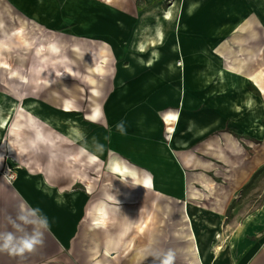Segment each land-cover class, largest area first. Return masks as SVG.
Segmentation results:
<instances>
[{"label": "crops", "instance_id": "crops-1", "mask_svg": "<svg viewBox=\"0 0 264 264\" xmlns=\"http://www.w3.org/2000/svg\"><path fill=\"white\" fill-rule=\"evenodd\" d=\"M105 1L116 5L89 11L91 20L86 10L81 22L105 33L99 43L111 55L105 69L91 66L105 73L91 91L104 97L80 115V129L73 126L79 109L67 99L53 117L40 113L48 110L41 102L24 104L38 113L23 115L31 134L17 124L5 138L9 119L0 114V170L10 158L20 162L16 180L0 175V232L14 231L10 221L25 203L50 224L43 247L24 257L0 253V264H59L67 249L65 264H159L153 253L167 251L173 264H264V202L235 226L226 223L234 197L264 165L262 22L239 16L243 32L234 37L231 1ZM35 46L42 66L65 63L64 71L76 74L60 53ZM234 62L245 75L227 69ZM57 120H69L60 132L47 125ZM89 125H98L91 135ZM106 157L109 173L124 183L114 190L106 184L89 204V187L73 163L88 167ZM109 217L117 227L90 235V223L100 227Z\"/></svg>", "mask_w": 264, "mask_h": 264}, {"label": "rangeland", "instance_id": "rangeland-1", "mask_svg": "<svg viewBox=\"0 0 264 264\" xmlns=\"http://www.w3.org/2000/svg\"><path fill=\"white\" fill-rule=\"evenodd\" d=\"M230 1L233 4L234 29L228 36L235 37L242 34L243 31L240 26L243 20L238 21L239 16H243L244 21L246 19H258L262 22L259 27H264V0H200V3L211 2V4L215 3L216 6H224ZM118 2L124 6L143 5L142 0H132L131 2L120 0ZM170 2L171 0H169ZM104 5L110 8L114 7L116 3L106 2L105 0H0V24L3 25L0 26L1 38L7 33L21 29L27 38L35 42L37 49L40 47L41 52L46 51L47 44L54 43L59 47L61 57L66 58V64H70L69 66L76 71V74L69 75L62 66L65 63H58L55 67H52V65L42 66L38 56L33 54L34 50H30L32 47L28 50L24 49L25 53H22L14 44L4 48L0 53V60L9 64L7 70L0 68V114L6 115L9 119L8 129L4 131L5 138L8 137V134H13L11 131L13 124L22 125L23 122L26 123L23 115L26 118L34 112L35 116L38 117L36 111L24 110L22 108L24 104L41 102L47 106L48 110H41L40 113L53 117V114H58V107L61 103L66 99L71 100L75 107L79 109L78 112H75L78 117H73V126L80 129L82 117L80 115L90 112L93 105L98 102V98L102 99L104 97V94L96 97L91 91L98 85V82L101 83L100 85L103 84L104 77L102 75L105 73H95L92 71L94 68H91V66L101 63L103 69H105L106 63L108 64L106 55H111V47L109 46L108 51L105 46L100 44L102 41L104 42L105 33L81 28L82 20H88L87 15L83 13L86 10H88V13L89 11H96L98 7ZM91 15L93 14L89 13L88 15L90 20ZM218 16L223 15L219 14ZM92 21L96 20L93 19ZM255 29L258 32L257 26H255ZM262 32L264 34V31ZM76 47L80 52L74 50ZM21 60L22 62H20ZM229 64L232 66L237 65L235 62ZM89 77L94 78L95 83H92ZM104 84L107 85V82H104ZM93 85L95 86L92 87ZM68 122L69 120H57L56 125L49 122H47V125L51 127V130L59 131L58 128L66 127ZM6 123V120L2 121L3 125H6ZM22 128V134L32 133V130L27 129L25 131L24 125H22ZM93 128H98V125L97 127L89 125L90 135L94 132ZM166 136H170V134L168 133ZM76 150L74 145V153ZM10 160L9 163L7 160L5 161L0 170V175L13 181L17 179L20 162L11 158ZM109 160V157H106L103 162L101 160L97 162L89 160L88 167L80 162L73 163L74 174L81 172L84 185L89 187V204L98 202V198H101L100 194L106 184H110V188L114 190L116 186L124 183L123 178L119 179L116 175L109 173ZM78 179L80 178L78 177ZM235 197L227 211V229L238 224L245 216L255 212L264 202V165L254 173L250 181ZM86 218L78 226V241L81 231L87 227ZM111 220L112 218L109 217L103 222L104 225L96 228H93L90 223L87 227L89 233H91L90 235H96L98 231H106L108 227H117V224ZM66 254L71 257V249H67L64 255L58 254L57 261L58 263L61 262L59 264H65Z\"/></svg>", "mask_w": 264, "mask_h": 264}, {"label": "clouds", "instance_id": "clouds-1", "mask_svg": "<svg viewBox=\"0 0 264 264\" xmlns=\"http://www.w3.org/2000/svg\"><path fill=\"white\" fill-rule=\"evenodd\" d=\"M116 127L121 133L125 131L123 122ZM10 223L14 231L0 232V253L24 257L25 254H31L44 246V235L50 230V224L47 216L43 215L38 208L28 207L26 203L22 204L16 220H11ZM25 225L30 226V229ZM153 255L159 264H173L171 251L153 253Z\"/></svg>", "mask_w": 264, "mask_h": 264}, {"label": "bare ground", "instance_id": "bare-ground-1", "mask_svg": "<svg viewBox=\"0 0 264 264\" xmlns=\"http://www.w3.org/2000/svg\"><path fill=\"white\" fill-rule=\"evenodd\" d=\"M11 44H14L15 47H17L18 49H26V50H28V48L30 49L33 46L34 41L29 39V38H27L21 29H16L13 32H10L9 34L7 33L4 37L0 38V53L2 52V50L4 48L10 47ZM39 48L40 47H38L37 51H38V53L42 54L43 52H41V49H39ZM47 48L51 52H55V53H58V54L60 53L59 47L57 45H55L54 43L49 44L47 46ZM0 65H3L4 67H8L9 66V64L6 61H2V60H0ZM227 69L230 70L231 73L236 74L238 76L239 75H245L242 72V68H241L240 63H238L237 65H233V66L231 64H229V65H227ZM98 114H99L98 107L95 106L94 110L92 112V117H96L97 118ZM169 117H171L170 114L167 115V119H169ZM15 126H17V124L16 125L13 124V126L11 128V131L13 133H14V130L16 129Z\"/></svg>", "mask_w": 264, "mask_h": 264}, {"label": "snow or ice", "instance_id": "snow-or-ice-1", "mask_svg": "<svg viewBox=\"0 0 264 264\" xmlns=\"http://www.w3.org/2000/svg\"><path fill=\"white\" fill-rule=\"evenodd\" d=\"M94 118V117H93ZM173 117H169V119H172Z\"/></svg>", "mask_w": 264, "mask_h": 264}]
</instances>
